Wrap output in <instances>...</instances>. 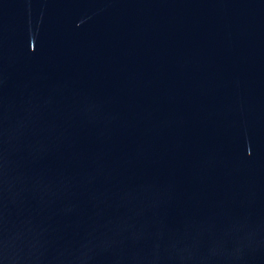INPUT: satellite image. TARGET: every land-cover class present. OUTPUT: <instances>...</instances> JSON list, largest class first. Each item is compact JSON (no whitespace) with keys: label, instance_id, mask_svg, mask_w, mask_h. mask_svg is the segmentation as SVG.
Returning <instances> with one entry per match:
<instances>
[{"label":"water","instance_id":"1","mask_svg":"<svg viewBox=\"0 0 264 264\" xmlns=\"http://www.w3.org/2000/svg\"><path fill=\"white\" fill-rule=\"evenodd\" d=\"M0 264H264V0H0Z\"/></svg>","mask_w":264,"mask_h":264}]
</instances>
